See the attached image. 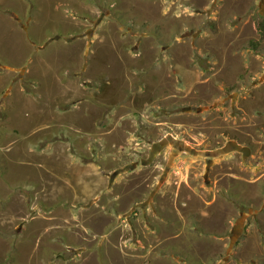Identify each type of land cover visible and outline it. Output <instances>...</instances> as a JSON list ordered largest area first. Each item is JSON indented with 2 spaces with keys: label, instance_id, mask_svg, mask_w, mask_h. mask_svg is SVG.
Instances as JSON below:
<instances>
[{
  "label": "rangeland",
  "instance_id": "1",
  "mask_svg": "<svg viewBox=\"0 0 264 264\" xmlns=\"http://www.w3.org/2000/svg\"><path fill=\"white\" fill-rule=\"evenodd\" d=\"M0 264H264V0H0Z\"/></svg>",
  "mask_w": 264,
  "mask_h": 264
},
{
  "label": "water",
  "instance_id": "2",
  "mask_svg": "<svg viewBox=\"0 0 264 264\" xmlns=\"http://www.w3.org/2000/svg\"><path fill=\"white\" fill-rule=\"evenodd\" d=\"M193 111H195L193 109ZM165 144L164 141H160L157 145H155V151L159 150L163 145ZM230 151H241V152H245L248 153V149L247 148H243L240 145H238L236 142H228L223 148L214 151V152H205V156H209V157H218L220 155L226 154ZM124 170H119L117 172H115V174H120L123 173ZM113 174V175H115Z\"/></svg>",
  "mask_w": 264,
  "mask_h": 264
},
{
  "label": "flooded vegetation",
  "instance_id": "3",
  "mask_svg": "<svg viewBox=\"0 0 264 264\" xmlns=\"http://www.w3.org/2000/svg\"><path fill=\"white\" fill-rule=\"evenodd\" d=\"M137 165V163H135V164H132V165H129V166H127L126 168H124V169H122V170H124V171H126V170H133L134 169V167ZM121 170V169H120ZM124 173V172H123Z\"/></svg>",
  "mask_w": 264,
  "mask_h": 264
}]
</instances>
